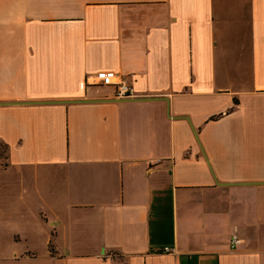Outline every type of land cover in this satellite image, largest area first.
<instances>
[{"label":"crops","instance_id":"crops-1","mask_svg":"<svg viewBox=\"0 0 264 264\" xmlns=\"http://www.w3.org/2000/svg\"><path fill=\"white\" fill-rule=\"evenodd\" d=\"M0 141V264H264V0H0Z\"/></svg>","mask_w":264,"mask_h":264},{"label":"built area","instance_id":"built-area-1","mask_svg":"<svg viewBox=\"0 0 264 264\" xmlns=\"http://www.w3.org/2000/svg\"><path fill=\"white\" fill-rule=\"evenodd\" d=\"M89 83L96 86L112 87L114 89V99L126 100L136 97L134 88L121 75L112 70L97 72L92 82ZM231 242L233 246H236L240 243V240L234 235Z\"/></svg>","mask_w":264,"mask_h":264},{"label":"rangeland","instance_id":"rangeland-1","mask_svg":"<svg viewBox=\"0 0 264 264\" xmlns=\"http://www.w3.org/2000/svg\"><path fill=\"white\" fill-rule=\"evenodd\" d=\"M7 153L5 152L4 148L0 145V166L3 167L7 164V158H6ZM164 217L167 220H170V215L168 209H166L164 213Z\"/></svg>","mask_w":264,"mask_h":264},{"label":"water","instance_id":"water-1","mask_svg":"<svg viewBox=\"0 0 264 264\" xmlns=\"http://www.w3.org/2000/svg\"><path fill=\"white\" fill-rule=\"evenodd\" d=\"M99 100H73V101H49V102H41V103H84V102H95ZM108 101V100H106Z\"/></svg>","mask_w":264,"mask_h":264},{"label":"trees","instance_id":"trees-1","mask_svg":"<svg viewBox=\"0 0 264 264\" xmlns=\"http://www.w3.org/2000/svg\"><path fill=\"white\" fill-rule=\"evenodd\" d=\"M0 145L4 148L5 152L8 153V149H9L8 146L6 144L2 143L1 141H0ZM7 157L8 156L6 155V158Z\"/></svg>","mask_w":264,"mask_h":264}]
</instances>
